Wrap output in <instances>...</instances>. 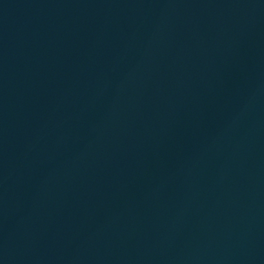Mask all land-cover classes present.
<instances>
[{
  "label": "water",
  "instance_id": "obj_1",
  "mask_svg": "<svg viewBox=\"0 0 264 264\" xmlns=\"http://www.w3.org/2000/svg\"><path fill=\"white\" fill-rule=\"evenodd\" d=\"M0 264H264V0H0Z\"/></svg>",
  "mask_w": 264,
  "mask_h": 264
}]
</instances>
